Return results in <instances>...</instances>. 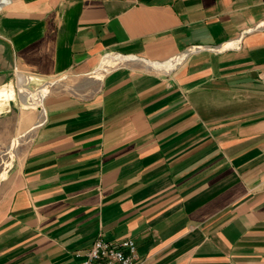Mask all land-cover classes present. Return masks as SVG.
I'll list each match as a JSON object with an SVG mask.
<instances>
[{
	"label": "crops",
	"instance_id": "1",
	"mask_svg": "<svg viewBox=\"0 0 264 264\" xmlns=\"http://www.w3.org/2000/svg\"><path fill=\"white\" fill-rule=\"evenodd\" d=\"M10 73L81 84L4 186L0 264H80L100 233L144 264H264V0H6Z\"/></svg>",
	"mask_w": 264,
	"mask_h": 264
},
{
	"label": "rangeland",
	"instance_id": "2",
	"mask_svg": "<svg viewBox=\"0 0 264 264\" xmlns=\"http://www.w3.org/2000/svg\"><path fill=\"white\" fill-rule=\"evenodd\" d=\"M54 81L57 86L45 84L37 88L29 85L22 75L0 74V197L5 184L19 168L28 142L44 115V99L50 89L67 91L81 84V80L69 75ZM98 83L96 79L83 89L91 91Z\"/></svg>",
	"mask_w": 264,
	"mask_h": 264
},
{
	"label": "built area",
	"instance_id": "3",
	"mask_svg": "<svg viewBox=\"0 0 264 264\" xmlns=\"http://www.w3.org/2000/svg\"><path fill=\"white\" fill-rule=\"evenodd\" d=\"M6 0H0V8ZM80 264H144L137 243L132 238L107 240L100 233L89 249L82 254Z\"/></svg>",
	"mask_w": 264,
	"mask_h": 264
}]
</instances>
